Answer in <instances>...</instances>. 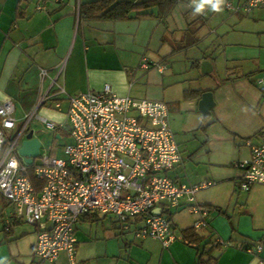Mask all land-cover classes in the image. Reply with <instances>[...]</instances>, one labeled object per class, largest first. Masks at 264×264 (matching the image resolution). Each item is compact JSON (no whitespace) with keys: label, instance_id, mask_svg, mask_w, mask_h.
Masks as SVG:
<instances>
[{"label":"crops","instance_id":"obj_1","mask_svg":"<svg viewBox=\"0 0 264 264\" xmlns=\"http://www.w3.org/2000/svg\"><path fill=\"white\" fill-rule=\"evenodd\" d=\"M95 1L99 0H0V104L12 101L15 107L33 110L47 95L49 99L40 107L51 100L58 101L62 107H70L69 96L101 93L107 84L119 97L164 101L170 109L169 121L175 136L178 134L180 141L186 143L191 139L198 145L191 159L197 151L199 154L205 150L212 152L216 145L211 137L217 135L216 138L224 142L222 151L229 161L230 169L222 176L210 173L218 183L222 181L216 191L223 188L225 200L221 201L218 194L196 196L198 204L211 207L205 220L214 231L212 244L205 247L203 243L200 249L205 247L206 251H211L217 264H264V185L255 186L244 195L238 185L242 171L235 167L236 162L250 159V144L263 141L264 25L255 24L264 21V8L249 14L254 19L244 24L242 33L234 30L236 40L230 54L238 65L227 75L224 73L222 79L229 81L227 86L236 88L239 94L237 102L233 99L228 107H242L243 110L235 115L240 118L227 125L225 135L213 129L218 121L214 117V107H220L223 100L224 81L201 80V67L197 69L195 64V67L191 65L196 54L187 52L183 60L189 65L185 64L184 69L172 64L179 60L176 55L182 54L177 51L187 44L185 35L189 27L198 30L200 40L208 36L202 18L190 22L188 16L182 17L181 12L188 9L182 0L166 17L159 16L157 7L143 12L150 16L136 17L133 13L131 19L124 21L82 16L81 7ZM38 5L45 9H38ZM180 8L181 24L177 28V19H174V26L170 22L175 10ZM208 57L206 59L212 62ZM144 59L164 69L154 66L144 70L141 68ZM203 60L204 55L197 57L196 62L200 61L201 66ZM42 70L48 72L47 77L41 76ZM248 74L250 77L246 76ZM52 79L57 80L56 85H52ZM58 86L63 93H57ZM198 89L214 93L215 106L208 113L199 111V98L195 93ZM233 134L234 140H231ZM184 161L182 156V163ZM182 163L168 176L185 183L178 169ZM8 204L15 211L14 205L9 201ZM7 206L0 208V247L8 244L7 250L0 249V259L6 264H32L36 228L32 225L31 232L15 229L23 220L17 219L15 212L5 215ZM170 214L176 237L170 246L164 247L154 238L138 239L133 231L124 236L119 235L120 230L111 235L97 233L95 237L90 233L77 238L78 264H199L197 249L186 244L182 237V230L194 225L179 221V228L172 211ZM103 218V215L90 214L79 223L98 222ZM258 246L263 247L261 252L247 250ZM54 264L70 263L66 255H62Z\"/></svg>","mask_w":264,"mask_h":264},{"label":"built area","instance_id":"obj_2","mask_svg":"<svg viewBox=\"0 0 264 264\" xmlns=\"http://www.w3.org/2000/svg\"><path fill=\"white\" fill-rule=\"evenodd\" d=\"M235 8L232 3L226 5L228 10ZM241 8L252 13L264 8V0H248ZM38 9L45 8L38 5ZM154 66L158 64L149 59L141 63L144 70ZM41 76L47 77L48 72L42 70ZM56 83L52 79V85ZM57 91L64 92L61 86ZM262 92L264 95V87ZM68 98L72 143L64 146L65 157H58L53 149L42 154L41 146L39 164L34 159L31 165L20 156L18 143L28 134L32 121L39 119L55 133L60 128L38 117L40 106L49 97L42 98L22 127L14 116V103L0 104V195L14 205L17 219L36 228L32 264H54L62 255L70 264H78L76 226L90 214L112 215L124 231H133L138 239H157L164 247L176 240L168 218L174 209L188 204L191 213L201 216L195 228L208 225L205 217L209 209L198 204L196 196L216 183L189 186L168 176L182 162V153L170 125L167 103L119 97L108 84L101 93ZM55 107L62 109L58 101ZM250 145V159L235 163L242 171L239 188L247 192L264 185V128L263 141ZM28 166H33L32 174ZM137 218L142 220L127 224L128 219L133 222ZM262 249L247 250L254 253Z\"/></svg>","mask_w":264,"mask_h":264},{"label":"rangeland","instance_id":"obj_3","mask_svg":"<svg viewBox=\"0 0 264 264\" xmlns=\"http://www.w3.org/2000/svg\"><path fill=\"white\" fill-rule=\"evenodd\" d=\"M181 1V0H179ZM248 0H227V3H232L236 8L234 10H228L225 7L223 8L222 12L214 13L208 10H205L202 14H194L193 5L191 3V0H182L184 5L188 7L184 12H181V8L177 11L175 10L174 14L172 15V19L170 24L174 26L176 23L174 19H177V28L180 26L181 21L180 20V12L183 15L182 17L188 16V21L192 22L194 19H197L199 17L202 18V23L204 26V31L208 34L207 39L206 37L201 38L203 40L197 41V44L195 45H189V42H193L192 39H189V42L187 41V44L185 43L184 47L177 51V53H182L180 55H176L175 58H179V60L174 61L172 64H174L176 67L179 68H185V64H188V61L183 60L184 56L189 52L191 55L196 54L198 58L202 57L204 54H208V58L212 60V63L214 65V71L211 74V76L204 75L200 79L209 81L213 80L215 82H222L220 80H223V74L229 72L230 70H233L238 63L232 60V56L230 54V50H232L231 46L234 44L236 38H235V31H239L238 33H242L241 31L244 29V24H250V21H253L254 17L249 16L251 13H246L244 9L241 8ZM181 4V5H183ZM178 6V5H177ZM240 9V10H238ZM257 10V9H256ZM255 10V11H256ZM189 11V12H188ZM188 12V14H187ZM243 16H247V19H244ZM259 16V15H257ZM250 20V21H249ZM247 21V22H246ZM253 25V24H251ZM258 26L264 25V21L258 22V24H255ZM229 32L228 34L226 32ZM212 35V36H211ZM209 36H211V40L209 41ZM264 39V38H263ZM210 44H213L212 46ZM226 49H229V52L226 51ZM226 52H228L229 55H226ZM197 57L194 60H191L192 67L193 63L196 61ZM181 60V61H180ZM192 69V68H191ZM169 70V69H168ZM227 75V74H226ZM228 78V76H227ZM226 78V79H227ZM224 81V80H223ZM232 83V82H231ZM229 84V81L223 82L222 92H223V100L221 102L220 107H214V117L218 119L217 123L215 124L213 129H218V131L225 133L228 132L227 125L235 120V115L239 112H242V107H228V105L231 106V101L234 99L235 102H237V99L239 97L238 90L236 88H229L227 85ZM219 86V85H218ZM264 100V95L263 98ZM57 101H50L48 102L44 107H41L38 111V117L46 119L50 122H53L54 124L58 125L60 127L59 134L61 135V138L57 137V133H55L54 130H49L46 128V126L39 120L34 119L30 125L31 130L34 131V136L37 137L41 142V153L44 154L46 150L53 149L54 154H57L58 157H65L64 155V146L67 144L72 143V138L69 134V120H68V109L69 107H62L61 110L57 109L55 107ZM33 110H29L26 107H16L15 111V118L17 121L18 126H23V124L27 121V116L32 114ZM241 117V116H240ZM237 117L236 119L240 118ZM18 132H15L13 137L17 135ZM192 136V135H191ZM217 135H214V137H211L214 145H216V148L212 150V152L204 151L199 153H195L194 158H190V155L195 151V149L198 147L197 144H194L193 141H191L190 136V142H184L180 141L179 135L177 134V140L180 142V150L182 153V156L184 157V162L182 165H180L179 172L183 174V181L185 184L189 186H195L202 182L206 181H213L216 184L205 190H201L197 193V198L200 196H205L206 194L215 195L218 194L221 201L223 199L225 200V191L222 190L220 192L216 191V188L223 184L222 181L218 183V181L213 178L210 173L216 172L221 174L226 173L228 171V158L223 154L222 147L224 146L223 141H219L216 138ZM26 135H23L20 142L18 143V147L20 148V145H22V142L24 141ZM222 137V136H221ZM237 140H240V138H236ZM231 140H234V134L231 135ZM243 141V140H242ZM233 143V141H232ZM188 145V148H187ZM197 145V146H196ZM196 146V147H194ZM40 159H35V164H39ZM232 168H234L232 166ZM171 173V172H170ZM173 175V174H171ZM226 187L227 182L224 183ZM259 186V185H256ZM262 186V185H260ZM255 187V186H254ZM253 187V188H254ZM252 188V189H253ZM244 195H247L249 192L242 191ZM228 200V199H227ZM8 205L4 213L10 214L14 213V209L9 206L8 202H6ZM1 202L0 197V208H3L4 205ZM11 205V204H10ZM174 221L178 224L179 228H181L179 225V221L183 224H191L195 225L200 220V215L191 213L188 209V204H184L179 209H174L172 211ZM0 220L2 218L0 217ZM115 218L111 216L104 217L98 222H81L78 225L77 230V238L79 236L85 237L87 235L92 234L93 237L97 233L104 234H115L119 231L117 227L119 226V223L113 224L115 222ZM23 223L16 226L15 229H20L21 232H23L22 229L28 230L31 232L33 231L34 227L31 224L26 223L25 220L22 221ZM182 224V225H183ZM3 227V225H2ZM21 232H18V234H21ZM37 237V233H36ZM2 251H5L8 249V244L2 245L0 247ZM34 253V250L32 251Z\"/></svg>","mask_w":264,"mask_h":264},{"label":"trees","instance_id":"obj_4","mask_svg":"<svg viewBox=\"0 0 264 264\" xmlns=\"http://www.w3.org/2000/svg\"><path fill=\"white\" fill-rule=\"evenodd\" d=\"M178 2L179 0H147L141 2L99 0L83 5L80 9L81 11L80 13L82 16L88 19L124 21L131 19L133 13H136V17L150 16L151 14H144L143 12L153 7H157L159 10V16L166 17L172 12V10L174 9V7ZM197 33L198 30L192 29L190 27L186 31V35H185L186 41L189 42V39L193 40V42L188 43L189 45L197 44V41H199V39L197 38ZM194 64L197 69L200 68V61L198 62L195 61L193 63V66ZM246 76L250 77L249 74ZM59 131H61L60 128L57 129L56 133H59ZM28 168L30 173L32 174L33 166H28ZM1 202H3V204H6V202L8 201H6L1 197ZM204 207L208 209L211 208L209 206H204ZM215 208L220 210L219 207H215ZM103 216L105 217L107 215H103ZM170 216L171 214L168 215V218L171 221ZM141 220H142L141 218H137L132 222L130 219H128L127 224L131 225L136 222H140ZM116 223H119L117 229H119L121 232L119 234L120 236H124L125 234H127L126 232H131V231H124L123 225L120 223V221L115 220V222H113V224ZM208 226L209 225H207L206 227L200 230H197L195 226L182 230V237L185 243L197 249L199 264H217V258L211 254V251L205 250V247L212 244V237H214V231L211 230ZM203 243L205 247L203 250H201L200 246Z\"/></svg>","mask_w":264,"mask_h":264},{"label":"water","instance_id":"obj_5","mask_svg":"<svg viewBox=\"0 0 264 264\" xmlns=\"http://www.w3.org/2000/svg\"><path fill=\"white\" fill-rule=\"evenodd\" d=\"M207 57L208 55L204 54V60L201 62L200 67L202 76H211L214 71V65L211 61L206 59ZM195 93L197 94L196 98H199V111H201V113H208L215 106L213 91H204L198 89L195 91ZM57 137L59 138V135H57ZM40 148V140L34 136V131L30 129L24 141L22 142V145L19 149V154L27 165H31L33 160L39 157Z\"/></svg>","mask_w":264,"mask_h":264},{"label":"clouds","instance_id":"obj_6","mask_svg":"<svg viewBox=\"0 0 264 264\" xmlns=\"http://www.w3.org/2000/svg\"><path fill=\"white\" fill-rule=\"evenodd\" d=\"M194 14H202L205 10L219 13L227 5V0H191ZM0 264H6L4 259H0Z\"/></svg>","mask_w":264,"mask_h":264}]
</instances>
